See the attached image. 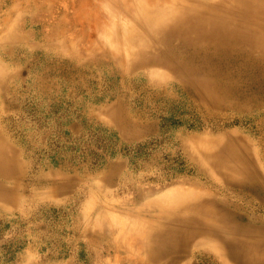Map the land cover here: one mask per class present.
<instances>
[{
	"label": "rangeland",
	"instance_id": "rangeland-1",
	"mask_svg": "<svg viewBox=\"0 0 264 264\" xmlns=\"http://www.w3.org/2000/svg\"><path fill=\"white\" fill-rule=\"evenodd\" d=\"M84 2L0 0V129L22 162L5 180L13 198L0 197V264H139L144 253L133 250L158 228L160 201L175 205L219 177L207 157L213 141L240 135L264 171V102L218 118L163 109L148 115L157 128L121 131L110 112L123 80L99 63V18L79 17ZM121 93L140 110L142 90ZM219 255L198 245L179 264H236Z\"/></svg>",
	"mask_w": 264,
	"mask_h": 264
},
{
	"label": "bare ground",
	"instance_id": "bare-ground-1",
	"mask_svg": "<svg viewBox=\"0 0 264 264\" xmlns=\"http://www.w3.org/2000/svg\"><path fill=\"white\" fill-rule=\"evenodd\" d=\"M82 16L99 18L98 61L123 80L110 113L129 135L157 128L148 115L163 109L218 118L222 109L252 113L263 105L264 0H85ZM155 66L175 79L154 81L145 71ZM133 87L145 93L140 110L121 93ZM210 149L219 177L208 176L202 191L178 195L175 205L160 201L158 228L146 229L147 241L133 250L144 253L139 264H179L207 243L236 264H264V171L240 135L215 140ZM20 164L18 147L0 129V197L13 198L5 180Z\"/></svg>",
	"mask_w": 264,
	"mask_h": 264
}]
</instances>
